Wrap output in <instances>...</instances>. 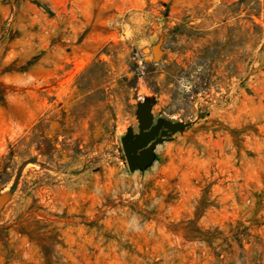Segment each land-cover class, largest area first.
Returning <instances> with one entry per match:
<instances>
[{
  "label": "rangeland",
  "instance_id": "1",
  "mask_svg": "<svg viewBox=\"0 0 264 264\" xmlns=\"http://www.w3.org/2000/svg\"><path fill=\"white\" fill-rule=\"evenodd\" d=\"M0 264H264V0H0Z\"/></svg>",
  "mask_w": 264,
  "mask_h": 264
},
{
  "label": "water",
  "instance_id": "2",
  "mask_svg": "<svg viewBox=\"0 0 264 264\" xmlns=\"http://www.w3.org/2000/svg\"><path fill=\"white\" fill-rule=\"evenodd\" d=\"M162 126H169V121L165 118H159L148 130H144L148 127V124L143 123L139 134L135 135L130 132L124 137L122 146L129 168H134L139 163L138 150L154 139Z\"/></svg>",
  "mask_w": 264,
  "mask_h": 264
},
{
  "label": "trees",
  "instance_id": "3",
  "mask_svg": "<svg viewBox=\"0 0 264 264\" xmlns=\"http://www.w3.org/2000/svg\"><path fill=\"white\" fill-rule=\"evenodd\" d=\"M39 125H40V123H39L38 126H37L38 130H39V128H40Z\"/></svg>",
  "mask_w": 264,
  "mask_h": 264
}]
</instances>
